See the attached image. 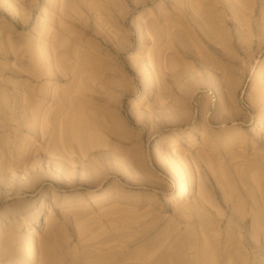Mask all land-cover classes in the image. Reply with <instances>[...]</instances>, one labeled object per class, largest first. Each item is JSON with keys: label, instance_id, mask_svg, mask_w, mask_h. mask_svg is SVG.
<instances>
[{"label": "rangeland", "instance_id": "rangeland-1", "mask_svg": "<svg viewBox=\"0 0 264 264\" xmlns=\"http://www.w3.org/2000/svg\"><path fill=\"white\" fill-rule=\"evenodd\" d=\"M260 64L264 0H0V264H264Z\"/></svg>", "mask_w": 264, "mask_h": 264}, {"label": "bare ground", "instance_id": "bare-ground-1", "mask_svg": "<svg viewBox=\"0 0 264 264\" xmlns=\"http://www.w3.org/2000/svg\"><path fill=\"white\" fill-rule=\"evenodd\" d=\"M180 2H181V1H180ZM183 2H185V1H183ZM183 2H182V3H179V4H183L184 6H186V4L183 3ZM209 2H210V1H208L207 4H210ZM211 5H212V4H211ZM212 7H213V5H212ZM210 8H211V6H210ZM183 9H185V7H183ZM209 10H210V9H209ZM212 10H213V9L211 8V11H209V12H211V13L214 14V12H212ZM211 13H210V15H211ZM139 32H140V31H139ZM138 34H140V33H138ZM158 34H159V32H158ZM56 39H57V40H56ZM58 39H59V38H55L56 41H58ZM55 40H54V41H55ZM48 42H49V41H48ZM50 42H51V41H50ZM52 42H53V41H52ZM52 42H51V43H52ZM45 43H46V42H45ZM45 43H44V44H45ZM54 43H55V44H54ZM54 43H52V44H53V46H54V45H55V46H54V47L51 46V47H52V50L54 49V50L57 52V48H58L59 46H61V47H59V50H61L60 48L65 49V46H62V44L60 45V42H58V43H57V42H54ZM46 44H48V43H46ZM46 44H45V45H46ZM49 44H50V43H49ZM52 44H51V45H52ZM57 44H58V46H57ZM55 47H56V48H55ZM66 49H67V47H66ZM66 49H65V51H66ZM139 49H143V45H142V46L140 45V48H139ZM54 50H53V51H54ZM48 51H51V49L49 48ZM48 51L46 50L45 53L47 54ZM53 51H52L53 54H51V53H50V54L53 55V57H54V55H55V56H56V57H55V60H60L61 62H62L63 60L65 61V59H66L65 57H68V54H69V53H67V55H66L65 57H64V56H60V57H59V53L57 54L56 52H53ZM58 52H60V51H58ZM61 52H63L64 54H66V52H64V51H61ZM61 52H60V54H61V55H64V54L61 53ZM54 53H55V54H54ZM83 53H84V52H83ZM56 54H57V55H56ZM89 54H90V53H89ZM89 54H88V55H89ZM51 55H49V56H51ZM85 55H86V53L82 56V58H83ZM88 55H87V56H88ZM44 56H45V55H44ZM49 56H48V54L45 56V59H44L45 62L43 63V64H45V66H46V70H48V71H46V72H49V69H50L51 71H50L49 73L52 72V73H55V74H56V72H57V68L55 69V68L52 67L53 69H55L56 72H55L54 70L51 69V65L53 66V64H52V60H54V59H52L53 57L50 58ZM70 56H71V54H70ZM89 56H90V55H89ZM57 57H58V58H57ZM79 57H80V55H79ZM79 57H77V59H80ZM59 58H60V59H59ZM62 58H63V59H62ZM64 58H65V59H64ZM70 58H72V60H74V59H73L74 57H70ZM70 58L68 57L69 60H71ZM82 58H81L80 60H84V59H82ZM84 58H85L86 61L88 60V58H86V56H85ZM50 59H51V60H50ZM61 59H62V60H61ZM55 60H54L53 62H55ZM66 60H67V59H66ZM80 60H78V61H80ZM85 60H84V61H85ZM60 61H59V62H60ZM64 61H63L62 63H61V62L58 63V61H56L54 65H57V64H58V65H57L58 67H62V66H60V65H63L62 69H64V71L67 70V72H68V67L71 65V64H70L71 62L69 63L68 60H67L68 62L65 61V64H66V62H67V64L69 63V65H68V67H64V64H63ZM78 61H77L76 63H78ZM86 61H85V63H87L89 60H88L87 62H86ZM82 63H83V62H82ZM59 64H60V65H59ZM80 64H81V63H80ZM80 64L78 63V66H79V67H80ZM75 65H76V64H75ZM84 65H86V64H83V65L81 64V68H80L81 70H79V72H76V71H78V70L70 69V70L75 71L76 73H79L78 75H77L76 73H74V75L72 74L73 76H72L70 73H69V74H70L73 78H74L75 74L77 75L76 77H79V75L81 76L80 73L84 74L83 72H81V71H83L82 67H85ZM262 65H263V64H260V66L258 67L259 70L262 69V68L264 67V66H262ZM45 66H44V67H45ZM65 66H66V65H65ZM88 66H89V65H87V68H88ZM49 67H50V68H49ZM66 68H67V69H66ZM69 68H70V67H69ZM73 68H74V67H73ZM58 69H59V70H58V73H59V72H60V68H58ZM62 69H61V70H62ZM75 69H76V67H75ZM44 70H45V68H44ZM62 71H63V70H62ZM62 71H61V72H62ZM64 71H63V72H64ZM85 71H86V69L84 68V72H85ZM63 72H62V73H59L60 76H61V74H62V77H61V78H65V76L63 75ZM65 72H66V71H65ZM70 72H71V71H70ZM71 73H73V72H71ZM47 74H48V73H47ZM47 74L44 75V76L48 77ZM55 74H49V76L51 77L52 75H54V76H52V78H53V77L56 78ZM59 75L57 76V78L59 77ZM70 75H69V76H70ZM63 76H64V77H63ZM83 76H84V75H83ZM83 76H82V77H83ZM82 77H81V78L79 77V78L82 79ZM48 78H49V77H48ZM57 78H56V79H57ZM59 78H60V77H59ZM69 78H70V77H69ZM79 78H78V79H79ZM67 79H68V78H67ZM78 79H74V81H75V80L78 81ZM54 80H55V79H54ZM57 80H58V79H57ZM69 80H72V78H70ZM69 80H68V82H69ZM82 80H83V79H82ZM52 81H53V80H52ZM79 81H81V80H79ZM79 81H78V82H79ZM53 82L55 83V82H57V81H53ZM68 82H67V83H68ZM71 83L73 84V80L69 82V86H70ZM72 84H71V85H72ZM73 85L75 86V84H73ZM73 85H72V86H73ZM48 86H49V85H48ZM48 86H47V85L44 86V87H47V91L49 90ZM77 86H80V85H77V84H76L75 87H72L73 89H72V88L69 89V87H67V90L69 89V90H72V92H73V93H69L68 95L71 94L70 96H72V94H74V92H77L76 89H79V87H77ZM44 87H43V89L45 90ZM70 87H71V86H70ZM80 87H81V86H80ZM75 88H76V89H75ZM43 89H42V91H40V94H42L41 92L46 93V91L44 92ZM64 89H65V88H64ZM74 89H75V91H74ZM67 90L65 89V90L63 91V94H64V93L67 94L68 92H71V91H69V90L67 91ZM66 91H67V92H66ZM48 92H49V91H48ZM37 93L39 94V92H37ZM37 93H36V94H37ZM52 93H53V92L51 91V95H52V96L54 95V97H55L57 94H59V93H57V94L55 95V94H52ZM54 93H55V92H54ZM40 94H39V95H40ZM63 94H61V95H63ZM30 95H31V94H30ZM48 95H50V93H49ZM59 95H60V94H59ZM59 95H58V96H59ZM33 96H34V94H33ZM43 96H44V95H43ZM46 96H47V94H46ZM52 96H51V97H52ZM64 96H66V95L64 94ZM47 97H48V96H47ZM47 97H46V98H47ZM54 97H53V99L50 98V99H48V100H51V101H52V100H55V101H53V102H55V105H56V102H57L58 99L60 100V102H62L60 98H61V97H62V99L64 98L63 96H61L60 98H58L57 96H56V98H54ZM31 98H32V97H31ZM31 98L29 99V97H28L27 100H28V101L30 100V102H32V101H31ZM33 98H34V97H33ZM35 98H36V96H35ZM37 98H39V97H37ZM37 98H36L35 101H37ZM57 98H58V99H57ZM66 98H67V97H66ZM39 99H40V98H39ZM43 99H44V98H43ZM145 99H146V98H145L144 95H143L142 98H141V100L138 101V103H141L142 101H145ZM27 100H26V102H28ZM41 100H42V99H41ZM67 100H68V99H67ZM67 100H66V101H67ZM15 101H17V100H15ZM33 101H34V100H33ZM51 101H50V102H51ZM13 102H14V101H13ZM18 102H19V101H18ZM20 102H21V103H20V105H21V104H22V101H20ZM26 102L24 101V102H23V105H25L24 103H26ZM30 102H29V103H30ZM38 102H39V101H38ZM41 102H43V100H42ZM53 102H52V103H53ZM11 103H12V102H10V104H11ZM34 103H35V102H32V104H34ZM39 103H40V102H39ZM39 103L37 104V106L39 105ZM62 103H63V102H62ZM64 103H65V101H64ZM6 104H7V103H6ZM10 104H9V105H10ZM18 104H19V103H18ZM32 104H30V105H32ZM53 104H54V103H53ZM58 104H61V103H58V102H57V106H58ZM7 105H8V104H7ZM12 105H13V103L11 104V108H12ZM20 105H18V106L20 107ZM23 105H21V107H22ZM26 105H28V104H26ZM30 105H28V107H29L28 109H29V110H30V108L32 107V106L30 107ZM62 105H64L63 107H65V104H62ZM13 106H14V105H13ZM15 106H16V109L18 110L19 107H17V104H16ZM35 106H36V104L33 106V107L36 109L37 106H36V107H35ZM57 106H56V108H55L56 111H57ZM24 107H25V106H24ZM63 107L59 105L58 110H60L61 108L63 109ZM6 108H8V107L6 106ZM14 108H15V107H14ZM22 108H23V107H22ZM67 108H69V106H68ZM8 109H10V107H9ZM12 109H13V108H12ZM26 109H27V107H25V110H26ZM35 109H34V110H35ZM65 109H66V108H65ZM69 109H71V108H69ZM69 109H68V110H69ZM13 110H14V109H13ZM13 110H12V113H13ZM17 110H16V111H17ZM25 110H24V115H22V116H24V117L27 116V115H25ZM34 110L31 111V114H34V112H35ZM36 110L38 111V108H37ZM63 110H64V109H63ZM66 110H67V109H66ZM20 111H21V110H20ZM26 111H27V110H26ZM37 111H36V112H37ZM61 111H62V110H61ZM70 111H71V110H70ZM9 112H10V111H9ZM14 112H15V111H14ZM21 112H23V111H21ZM21 112H17V113H21ZM32 112H33V113H32ZM29 113H30V111H29ZM2 114H5V113L2 112ZM10 114H11V113H10ZM13 114H14V113H13ZM13 114H11L10 117H9L8 115H5V116L9 117V119H10V118L12 119V118H13V117H12ZM15 114H16V113H15ZM15 114H14V115H15ZM27 114H28V113H27ZM35 114H36V113H35ZM56 114H59V112L56 113ZM14 115H13V116H14ZM29 115H30V114H29ZM1 116H2V115H1ZM3 116H4V115H3ZM3 116H2V117H3ZM5 116H4V118H5ZM22 116H21V118H22ZM34 116H35V115H34ZM14 117H15V116H14ZM17 117H18V116H17ZM19 117H20V116H19ZM19 117H18V118H19ZM24 117H23V118H24ZM28 117L31 118L32 116H27V118H28ZM263 117H264L263 114H260V115L258 116V118H257V120H256V123H255V125H254L255 127H258L260 124H262V122H263ZM30 118H29V119H30ZM32 118H33V117H32ZM32 118H31V119H32ZM5 119H6V118H5ZM11 119H10V120H11ZM14 119H15V118H13V120H14ZM29 119H26V120L24 119V120H25V121H27V120L29 121ZM6 120H8V119H6ZM6 120H5V121H6ZM10 120H8V121H6V122L11 123V122H9ZM13 120H11V121H13ZM15 120H16V119H15ZM15 120H14V121H15ZM18 120H19V119H18ZM28 121H27V122H28ZM30 121H32V120H30ZM19 122H20V120H19ZM2 123H3V122H2ZM22 123H23V121H22ZM31 123H33V121H32ZM49 123H50V122H49ZM15 124H16V123H15ZM26 124H27V123H26ZM28 124H30V123L28 122ZM34 124H35V123H34ZM10 125H11V124H10ZM22 125H23V124H22ZM22 125H21V127H22ZM30 125H31V124H30ZM35 125H36V124H35ZM2 126L4 127L5 124H3ZM2 126H1V127H2ZM14 126H15V125H14ZM14 126H13V127H14ZM17 126H18V124H17ZM5 127H6V126H5ZM8 127H9V126H8ZM19 127H20V126H19ZM21 127H20V128H21ZM9 128H12V126L9 127ZM46 128H49V127H46ZM9 130H10V129H9ZM7 132H8V131H7ZM7 148H8V147H7ZM7 148H6V149H7ZM186 148H187V149H190L189 146H187ZM6 149H5V151H6ZM5 151H4V153H5ZM0 152H2V151H0ZM12 157H13V156H12ZM173 157H178V156H177V154H175V156H173ZM0 158H1V153H0ZM178 158H179V157H178ZM176 159H177V158H176ZM11 161H12V160H11ZM11 161H10V162H11ZM14 161H15V159H14ZM14 161H12V162H14ZM6 162H7V161H6ZM6 162L4 163V165H5V164L7 165ZM8 162H9V161H8ZM14 164H16V163H14ZM6 165H5V166H6ZM2 166H3V164L1 163V167H2ZM8 167H9V163H8V165L6 166V168H8ZM168 168H170V167H168ZM4 169H5V168H4V166H3V170H4ZM170 169H171V168H170ZM172 169H173V168H172ZM167 170H169V169H167ZM184 190H185V189H184V186L182 185V181H181L179 178H177V179H176L175 190H174V191H173V192L167 197V200H168V201H177V200H179V199L184 195ZM32 246H33V239L30 237L29 241L27 242V247H32ZM30 252H31V254L34 253V251H33L32 248H30ZM20 264H26V260H23L22 262H20Z\"/></svg>", "mask_w": 264, "mask_h": 264}]
</instances>
